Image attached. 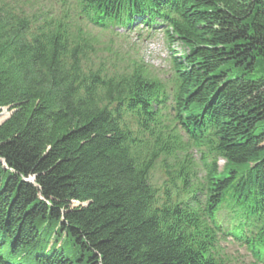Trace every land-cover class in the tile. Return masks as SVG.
I'll use <instances>...</instances> for the list:
<instances>
[{
	"label": "trees",
	"instance_id": "obj_1",
	"mask_svg": "<svg viewBox=\"0 0 264 264\" xmlns=\"http://www.w3.org/2000/svg\"><path fill=\"white\" fill-rule=\"evenodd\" d=\"M143 27L166 80L101 54ZM5 107L0 264H264V0H0Z\"/></svg>",
	"mask_w": 264,
	"mask_h": 264
},
{
	"label": "rangeland",
	"instance_id": "obj_2",
	"mask_svg": "<svg viewBox=\"0 0 264 264\" xmlns=\"http://www.w3.org/2000/svg\"><path fill=\"white\" fill-rule=\"evenodd\" d=\"M102 41V52L106 60L111 62L116 57L117 65H126L133 60L143 62L147 68L160 78H167L170 72V48L167 38L162 31L148 34L145 29L128 33L121 28H116L113 33L97 32ZM176 49L182 51L181 45L176 44ZM116 52V53H115ZM115 53V55H114ZM106 62L107 64H110ZM6 110V111H5ZM11 114L8 108L0 112V124ZM224 164V160H220ZM164 175L159 167L153 171V180L162 184ZM230 257L235 258L237 264H253L254 259L246 250L239 248L236 244L230 245L225 250Z\"/></svg>",
	"mask_w": 264,
	"mask_h": 264
},
{
	"label": "bare ground",
	"instance_id": "obj_3",
	"mask_svg": "<svg viewBox=\"0 0 264 264\" xmlns=\"http://www.w3.org/2000/svg\"><path fill=\"white\" fill-rule=\"evenodd\" d=\"M6 111V110H5Z\"/></svg>",
	"mask_w": 264,
	"mask_h": 264
}]
</instances>
